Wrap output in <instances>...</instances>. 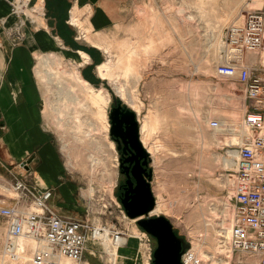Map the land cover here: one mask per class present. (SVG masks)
<instances>
[{"label": "rangeland", "instance_id": "rangeland-1", "mask_svg": "<svg viewBox=\"0 0 264 264\" xmlns=\"http://www.w3.org/2000/svg\"><path fill=\"white\" fill-rule=\"evenodd\" d=\"M114 5L115 21L103 33L93 35L79 13L76 18L75 26L83 33L79 42L98 48L103 56L99 65H105V78L98 76V65L97 85L79 76L78 64L86 60L76 61L77 55L69 51L43 52L35 61L43 126L64 170L61 181L72 195L71 219L110 234L123 233L115 254L94 242L97 245L89 244L84 260L151 264L156 247L155 239L116 199L120 175L109 118L116 102L135 114L150 158L151 191L155 208H160V214H152L165 216L202 264H234L219 245L224 236L221 224L225 219L228 224L233 212L227 196L236 158L228 157V147L234 144L222 136L229 133L214 130L209 122L243 108V87L216 74L222 36L248 11L264 10V0H115ZM76 75L87 87L74 81ZM98 93L105 103L95 104ZM230 99L233 107L228 106ZM147 130L148 139L143 140ZM215 131L220 143L213 138ZM228 158L231 166L224 163ZM12 180L0 169V206L14 203ZM223 212L230 216L224 219ZM5 231L0 217V264H30L31 247L17 263L2 258Z\"/></svg>", "mask_w": 264, "mask_h": 264}, {"label": "built area", "instance_id": "built-area-1", "mask_svg": "<svg viewBox=\"0 0 264 264\" xmlns=\"http://www.w3.org/2000/svg\"><path fill=\"white\" fill-rule=\"evenodd\" d=\"M26 9V0L11 4V13L23 18L15 27L16 39H23L26 19L34 23L28 17L24 20ZM222 38L221 62L216 74L240 84L246 103L242 117L246 135L239 144L229 146L236 151L237 158L232 192L227 196L233 207L228 258L234 264H264V64L260 61L264 55V10L248 11L241 22L224 30ZM250 57L258 59V63L250 61ZM218 125V121L211 120V128ZM25 166V163L19 165L23 175L12 178L14 203L0 206V217L6 227L2 258L10 263L18 262L27 251L21 247L23 240L33 244L30 264H57L62 259L73 264H89L84 260L86 246L99 242L104 229L58 215L49 206L52 191L34 185ZM110 237L117 243L123 233L115 231ZM222 241L220 238L223 248ZM180 262L198 264L191 249L181 254Z\"/></svg>", "mask_w": 264, "mask_h": 264}, {"label": "crops", "instance_id": "crops-1", "mask_svg": "<svg viewBox=\"0 0 264 264\" xmlns=\"http://www.w3.org/2000/svg\"><path fill=\"white\" fill-rule=\"evenodd\" d=\"M16 1L0 0V169L12 178L20 177L24 171L19 165L25 163L24 170L28 169L34 185L53 190L50 201L53 210L71 218L72 195L61 181L64 170L51 136L43 126L42 94L35 61L43 52L69 51L77 55L76 61L86 60L78 64L79 76L91 86L97 85L96 67L103 56L98 48L79 42L83 33L70 20L73 15L78 18L79 13L93 35L103 33L115 21V0H26L25 16L34 23L26 19L22 40L14 35L15 27L23 19L11 13V4ZM249 60L258 63L256 58ZM260 61L264 64V56ZM242 97L240 112L244 115L246 103L243 94ZM232 134L222 136L231 141Z\"/></svg>", "mask_w": 264, "mask_h": 264}, {"label": "flooded vegetation", "instance_id": "flooded-vegetation-1", "mask_svg": "<svg viewBox=\"0 0 264 264\" xmlns=\"http://www.w3.org/2000/svg\"><path fill=\"white\" fill-rule=\"evenodd\" d=\"M127 110L126 107L115 102L111 107V112L114 111L112 116L114 122L112 123L110 120L111 126H113L111 137L118 153L117 161L120 175L119 183L116 187V199L126 215L128 212H136L146 208L150 204H152L154 209L156 204L151 191L152 171L149 164L150 158L141 144L139 127L135 128L129 115L126 114ZM148 192L151 195L152 202H148L146 198V193ZM156 216L159 215H149L150 218ZM142 218L144 216L135 220L138 221ZM173 231L177 235L174 229Z\"/></svg>", "mask_w": 264, "mask_h": 264}, {"label": "bare ground", "instance_id": "bare-ground-1", "mask_svg": "<svg viewBox=\"0 0 264 264\" xmlns=\"http://www.w3.org/2000/svg\"><path fill=\"white\" fill-rule=\"evenodd\" d=\"M71 23L73 24V25H79V23H78V21H77V19H76V17L73 15L72 16V18H71ZM220 43V42H219ZM262 56H264V55H262ZM261 56V57H262ZM220 60H221V58H220ZM104 67H105V65L104 64H102V65H99L98 67H97V73H98V76L100 77V78H102V79H104L105 78V76H104V73H103V69H104ZM49 75V74H48ZM74 81L76 82V83H81L82 85H84V86H86L87 87V84H85L84 82H82V80L76 75V76H74ZM72 83V82H71ZM233 97V96H232ZM236 97V96H235ZM234 99V98H233ZM233 99H230V101H229V104H228V106H232L233 107ZM94 102H95V104H103V103H105V98L103 97V95L101 94V93H98L95 97H94ZM236 107V106H235ZM236 109V108H235ZM235 109H233V110H231V112L230 113H228L227 114V116L225 117V118H219L218 120H219V125L216 127V128H213L214 130H220V131H224V132H227V133H229V134H231V133H233L232 134V136H231V143H233L234 145H237L238 144V141H239V139L241 138H243L245 135H246V131H245V129H244V127H243V125H241V123H239V121L241 120V112L239 111V110H235ZM211 122V121H210ZM210 122H209V126H210ZM143 129H145V123L142 125V127H140V132H142L143 131ZM241 130H242V133H241ZM213 132V137H214V139L216 140V142L217 143H220V141H219V138L221 137L220 135H219V137H218V139H217V132ZM239 136H241L240 138H239ZM148 139V130L146 131V133H145V135H143V140H147ZM241 139H240V141H241ZM240 143V142H239ZM234 145H231V146H234ZM229 148V147H228ZM228 150H231V152H229L228 153V157L229 158H235V156H236V158H237V154H236V151H232L233 149H228ZM228 152V151H227ZM226 153V152H225ZM225 159L224 160V163H227L228 165H232L233 164V160H231V159ZM236 158H235V160H236ZM232 168H234L235 169V163H234V166L232 167ZM227 183H231V181L230 180H228L227 179ZM231 185V184H230ZM231 193V192H230ZM171 206H172V204H171ZM153 212H155V213H159L160 212V208L159 207H154V209H153V211L151 212V214L153 213ZM160 214V213H159ZM153 215V214H152ZM223 215L225 216L224 217V219L225 218H228L230 215L229 214H226V213H224L223 212ZM231 219V218H230ZM225 223L223 224H221V226H222V228L224 229V236H222V238L224 239L223 241H222V243H223V248H222V246H220L221 247V250L224 252V254H225V257L227 258V259H229L228 257H229V250H228V246H227V239H228V236H229V232H230V228H231V221L229 220V222H228V224H226V219H225V221H224ZM110 235V233L108 232V230H105L104 229V232H103V234L100 236V241L98 242V244L101 246V247H104V249L106 248V250H107V252L108 253H110L111 252V254H115L116 252V250H118V249H121V247H122V244H123V239H120V241L119 242H117V243H113V240H112V238L109 236ZM221 242H219V245H221L220 244ZM90 244V243H89ZM91 244L94 246V245H97L96 243H94V242H91ZM33 246V244L30 242V241H23V240H21V247H23L24 249H26V248H30V247H32ZM226 248V249H225ZM192 249H193V247H192ZM191 249V252H193L194 254H195V256H196V260H197V262H198V264H202L203 262H201L200 260H199V258H198V255L193 251ZM113 252V253H112ZM24 255H26V254H24ZM24 255H22L21 256V259L19 260V261H21V260H23V257H24ZM205 257V256H204ZM25 258V257H24ZM206 258V257H205ZM5 259V258H4ZM18 261V262H19ZM17 263V262H16ZM57 264H73V263H71L70 261H68L67 259H62V260H60ZM215 264V263H214Z\"/></svg>", "mask_w": 264, "mask_h": 264}, {"label": "water", "instance_id": "water-1", "mask_svg": "<svg viewBox=\"0 0 264 264\" xmlns=\"http://www.w3.org/2000/svg\"><path fill=\"white\" fill-rule=\"evenodd\" d=\"M113 114L114 111H112L109 116L112 123L114 122V119L112 118ZM126 114L129 115L135 128H137L138 123L137 120L135 121L136 117L133 111L128 109ZM112 131L113 126L110 128V134H112ZM149 195V192L146 193V198L148 202H152L151 195ZM152 211L153 206L150 204L146 208L140 209L136 212H128L127 214V216L131 219L144 216V218L137 221V225L156 241V247L152 254L153 259L151 264H181V254L188 249L189 244L186 243L183 238L174 233L173 225L165 216L159 215L154 218H150L149 215Z\"/></svg>", "mask_w": 264, "mask_h": 264}]
</instances>
